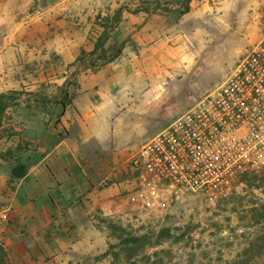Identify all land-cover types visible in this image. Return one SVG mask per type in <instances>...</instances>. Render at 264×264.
Listing matches in <instances>:
<instances>
[{"label":"crops","instance_id":"obj_1","mask_svg":"<svg viewBox=\"0 0 264 264\" xmlns=\"http://www.w3.org/2000/svg\"><path fill=\"white\" fill-rule=\"evenodd\" d=\"M183 8L184 0H0V92L36 91L55 79V62L68 66L82 49L93 50L104 30L97 21L112 20L118 10L106 45L116 32L127 39L118 59L77 74L76 95L62 119L68 135L20 180L11 183L0 166V201L10 206L8 219L0 220V242L15 264H95L105 245L103 232L86 225L96 219L88 207H108L105 213L117 218L152 207L129 154L154 135L132 152L124 134L134 128L147 134L152 100L165 80L173 69L194 65L219 31L235 23L264 31V0H191L177 17ZM17 141L0 138V153Z\"/></svg>","mask_w":264,"mask_h":264},{"label":"rangeland","instance_id":"obj_2","mask_svg":"<svg viewBox=\"0 0 264 264\" xmlns=\"http://www.w3.org/2000/svg\"><path fill=\"white\" fill-rule=\"evenodd\" d=\"M101 18V16H98ZM103 19L98 20V24ZM264 31L251 25L235 23L219 31L214 39L204 46L197 62L188 68L172 70L163 89L152 100V127L138 128L124 134L123 144L132 152L142 144L145 135H155L169 126L179 115L193 107L207 92L220 85L236 64L246 56ZM53 64H46L52 67ZM58 66L55 79H45L36 92L54 96L60 83L69 82L70 92L76 90L75 68L64 63ZM22 101L33 98L24 90ZM21 111L18 110V113ZM18 113L9 111V121L19 125ZM32 130L42 128V118H26ZM143 127V126H142ZM151 132L148 133V131ZM122 144V143H121ZM132 154H129L131 156ZM262 174H245L235 180L232 187L216 201L208 202L191 195L171 204L152 207L142 206L133 218L111 217L101 206L89 212L95 216L92 225L103 232L104 252L93 257L94 263L118 264L111 255L104 256L110 244L119 242V232L111 224L123 226L133 234H149L156 240L163 229L170 237L158 245L147 248L129 264H264V221L257 222V215L264 213V179ZM6 253L7 264H15L9 248L0 242ZM150 257V259H148ZM136 262V263H135Z\"/></svg>","mask_w":264,"mask_h":264},{"label":"built area","instance_id":"obj_3","mask_svg":"<svg viewBox=\"0 0 264 264\" xmlns=\"http://www.w3.org/2000/svg\"><path fill=\"white\" fill-rule=\"evenodd\" d=\"M129 166L152 205L216 201L245 174L264 173V35L193 107L145 142ZM10 206L0 201V220Z\"/></svg>","mask_w":264,"mask_h":264},{"label":"trees","instance_id":"obj_4","mask_svg":"<svg viewBox=\"0 0 264 264\" xmlns=\"http://www.w3.org/2000/svg\"><path fill=\"white\" fill-rule=\"evenodd\" d=\"M190 1L184 0V8L177 11V17L190 10ZM120 15L121 10H118L112 20L107 17L102 18L103 21L100 22V25L104 30L96 38L94 49L91 51L82 49L76 61L68 65V67H76L74 74L77 75L85 68L96 72L122 55L127 39H117V32L114 36L115 41L109 46L106 45L112 35L111 32L117 28ZM22 95H24V90L0 92V138L15 136L18 140L15 145L7 147L0 153L2 161L0 166H6L9 170L11 183L24 178L43 157V154L52 150L68 135L69 132L64 127L62 119L76 93H71L69 82H65L59 86L58 93L54 96L31 91L29 95H33V98L23 102ZM19 109L21 114L18 113ZM14 110L18 113V117L23 114L19 119L18 126L12 125L11 121L8 120L9 111ZM37 117L42 118V128L32 130L27 125L26 118ZM42 148L43 152L41 151ZM261 174L263 175L262 179H264V173ZM257 217V222L264 221V213L258 214ZM111 226L119 232V242L110 244L103 255H111L118 264H129L128 262L140 255L142 251L158 245L163 239L171 235L168 229H163L156 240H153L149 234H133L123 226L116 224H111ZM48 231L45 234L47 240L51 234ZM0 264H7L6 253L2 246H0Z\"/></svg>","mask_w":264,"mask_h":264}]
</instances>
